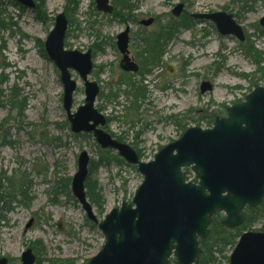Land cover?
<instances>
[{
    "label": "rangeland",
    "instance_id": "rangeland-1",
    "mask_svg": "<svg viewBox=\"0 0 264 264\" xmlns=\"http://www.w3.org/2000/svg\"><path fill=\"white\" fill-rule=\"evenodd\" d=\"M1 1L15 26L0 32L5 46L0 75L7 80L0 108V259L23 264L21 256L31 248L35 264H87L104 247L105 236L73 194L79 155L90 158L85 188L96 183L103 198L101 206L88 198L98 222L131 202L143 176L117 151L101 149L92 133L71 130L61 73L44 51L56 17L64 13L68 19L66 51L92 52L88 80L100 88L95 105L108 120L103 129L149 162L188 129L212 128L229 108L264 87V0H110L112 13L98 11L95 0H46V15L40 17L22 12L12 0ZM178 5L183 12L176 17L172 11ZM212 13L232 15L244 40L222 35L209 19H195ZM125 31L126 57L117 47V36ZM155 39L163 54L143 69L152 61L147 49ZM70 72L77 84L74 114L86 95L79 73ZM204 83L211 89L202 93ZM13 92L21 109L10 103ZM185 172L188 180L196 179L190 168ZM247 231L264 232V217ZM234 247L216 252L215 264H229Z\"/></svg>",
    "mask_w": 264,
    "mask_h": 264
},
{
    "label": "water",
    "instance_id": "water-1",
    "mask_svg": "<svg viewBox=\"0 0 264 264\" xmlns=\"http://www.w3.org/2000/svg\"><path fill=\"white\" fill-rule=\"evenodd\" d=\"M34 10V0H16ZM110 0H96L100 12L111 13ZM178 5L173 15L182 13ZM213 21L223 35L244 40L242 29L232 15L214 13L195 15ZM152 20L145 21L149 26ZM264 28V17L260 20ZM68 20L58 15L54 30L45 42L48 57L61 73L64 108L75 134L93 133L102 149L118 152L130 165H137L143 181L131 203L124 201L99 223L105 244L88 264H199L200 239L211 234L209 226L217 212L225 214L221 225L228 229L245 222L244 210L258 207L264 198V87L256 88L246 101L228 109L225 119H217L213 128L193 127L182 137L161 149L154 160L142 162L137 152L120 143L100 127L105 116L95 108L100 88L90 82L92 52L66 51L64 40ZM121 54L127 53L128 31L117 37ZM124 70H130L121 63ZM70 70L84 81L86 100L72 114L77 84ZM136 71V69H133ZM204 83L201 92L210 90ZM90 158L86 152L78 158V170L72 181L73 194L85 209L88 219L98 223L85 191ZM191 168L198 183L186 181L183 169ZM135 206V208H134ZM23 264H35L32 249L21 257ZM0 264H8L6 258ZM230 264H264V232L243 234L234 249Z\"/></svg>",
    "mask_w": 264,
    "mask_h": 264
},
{
    "label": "trees",
    "instance_id": "trees-1",
    "mask_svg": "<svg viewBox=\"0 0 264 264\" xmlns=\"http://www.w3.org/2000/svg\"><path fill=\"white\" fill-rule=\"evenodd\" d=\"M45 1L46 0H39V4L37 5L36 10H35L38 17L42 16V14L46 15V12L44 11ZM12 3L15 4L16 7L18 9H20L22 12H25V9L22 6H20L19 4H17L14 0H12ZM10 21H12V19H10L6 16L5 5L1 1V3H0V32H1V30L2 31L11 30L15 26L12 23H10ZM165 33L166 32H164L163 35H166ZM170 35H171V33H170ZM157 41L160 42L158 39L157 40L155 39V41H151L152 43H151L150 47L147 46L148 47L147 51L150 52V54L152 55L150 57V59L152 61L144 64L143 69H146L149 66V64H151V63L153 64V63L159 61L160 55L163 54L164 46L162 49L161 43H158ZM2 42H3V38L0 40V43H2ZM146 43H148V42H146ZM3 44L0 45V54L5 49V46H3ZM251 48L252 47L248 48V52L253 54V51ZM253 55L256 58L255 52ZM149 72L150 71H148V73ZM3 78H5V77L0 75V108L2 106V99H3V92L1 91V88L7 82V80L3 79ZM17 98L18 97H17L16 92H13L11 99H10L11 100L10 103L11 104H17L19 107L20 104L17 103V100H16ZM102 163H105V161H102V159H101L99 161V164L102 165ZM93 165H94V168L98 167V165H96L95 163H93ZM1 181H2V177L0 175V182ZM67 185H68V181L65 183V187ZM86 189H87V196H88L89 200L91 201V203L96 204L97 206H101L102 202H103V198L100 194V191L98 190L97 184L94 182H88V183H86ZM19 191L21 194H23V196L25 195V197H26V193H25V190L23 188H21ZM245 215H246V221H245L244 225L238 229H235V233H234L233 230L225 229L222 227V225L220 223V221L222 219V214L217 213V215L214 217L213 222L211 224L210 229H211L212 233H211L210 237L206 240H200V247L202 249V253H201L199 264H215L216 263V258H215L216 252H222L223 248H225L229 245H232V244L235 246L237 243L236 240L240 237V235L242 233H244L248 228H250L256 219H258L259 217H264V201L261 204V206L258 208H255V209L247 208L245 210ZM35 245H41V244L36 243ZM219 245H222L221 248H219ZM60 264H74V262L61 261Z\"/></svg>",
    "mask_w": 264,
    "mask_h": 264
},
{
    "label": "bare ground",
    "instance_id": "bare-ground-1",
    "mask_svg": "<svg viewBox=\"0 0 264 264\" xmlns=\"http://www.w3.org/2000/svg\"><path fill=\"white\" fill-rule=\"evenodd\" d=\"M151 1H152V0H149V3H151ZM33 62H34V59H33ZM36 64H37V66H41V64H39V63H36ZM51 90H52V89H51ZM172 105H174V104L171 103V106H172ZM71 216H73V215H72L71 213H69V214H68V217H71ZM76 217H77V216H76ZM9 248H10V249L14 248V245H12V243H11V244L9 245Z\"/></svg>",
    "mask_w": 264,
    "mask_h": 264
},
{
    "label": "flooded vegetation",
    "instance_id": "flooded-vegetation-1",
    "mask_svg": "<svg viewBox=\"0 0 264 264\" xmlns=\"http://www.w3.org/2000/svg\"><path fill=\"white\" fill-rule=\"evenodd\" d=\"M95 2H96V0H95ZM96 6H97V4H96Z\"/></svg>",
    "mask_w": 264,
    "mask_h": 264
}]
</instances>
